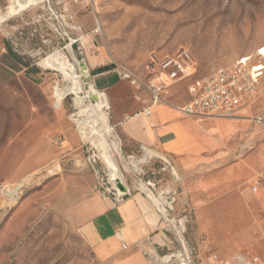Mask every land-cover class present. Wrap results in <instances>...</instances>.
Returning <instances> with one entry per match:
<instances>
[{
  "label": "rangeland",
  "instance_id": "1",
  "mask_svg": "<svg viewBox=\"0 0 264 264\" xmlns=\"http://www.w3.org/2000/svg\"><path fill=\"white\" fill-rule=\"evenodd\" d=\"M181 49L196 77L263 64L264 0H0V264H99L82 228L117 183L130 190L124 199L152 202L167 251L184 241L202 262H264V75L231 120L243 127L191 118L195 144L178 156L126 147L94 82L101 67L144 73ZM54 56L67 64L43 66ZM172 93L188 99L183 85ZM89 118L102 133L95 143L79 130ZM19 184L17 197L2 194Z\"/></svg>",
  "mask_w": 264,
  "mask_h": 264
},
{
  "label": "crops",
  "instance_id": "2",
  "mask_svg": "<svg viewBox=\"0 0 264 264\" xmlns=\"http://www.w3.org/2000/svg\"><path fill=\"white\" fill-rule=\"evenodd\" d=\"M94 73V82L107 95L113 122L130 150L139 146L178 156L194 146L196 122L190 117L182 115L172 106L158 105L152 108L153 114L148 120L143 113L149 106L146 93H138L129 83L121 80L112 66L101 67ZM262 80L263 77L258 86ZM180 85L184 86L188 99H173L172 93L171 102L176 105L189 100L186 82L177 84L172 92ZM231 120L226 119L228 126L243 127ZM258 191L256 187L255 193ZM262 195L264 203V192ZM161 229V218L152 202L137 194L120 203H103L96 217L84 225L82 233L99 264H154L146 257L145 251L167 252L168 238ZM119 234L124 237L127 250H124ZM259 260L260 264H264L262 259Z\"/></svg>",
  "mask_w": 264,
  "mask_h": 264
},
{
  "label": "built area",
  "instance_id": "3",
  "mask_svg": "<svg viewBox=\"0 0 264 264\" xmlns=\"http://www.w3.org/2000/svg\"><path fill=\"white\" fill-rule=\"evenodd\" d=\"M261 63L259 61L251 65L243 61L196 77L193 55L181 49L162 58H152L144 73L123 65H117L116 72L121 80L129 83L138 93L148 95L149 106L143 111L148 120H151L152 108L158 105L172 106L190 118L235 119L242 108L257 98L258 84L264 75V63ZM181 82L187 83L189 100L176 105L171 102L172 90ZM254 121L261 124L263 120L255 118ZM142 149L146 150L144 147ZM22 188L23 184L5 186L2 194L13 198ZM11 193H15L13 197ZM107 193L109 198L113 196L114 202L120 203L130 194V190L127 188L124 193L115 189V192L109 190ZM119 240L124 250H127L128 245L121 234ZM145 255L154 264H260L258 257L235 255L226 258L217 253L211 254L207 262H202L184 241L179 243L175 252L152 250L145 251Z\"/></svg>",
  "mask_w": 264,
  "mask_h": 264
},
{
  "label": "bare ground",
  "instance_id": "4",
  "mask_svg": "<svg viewBox=\"0 0 264 264\" xmlns=\"http://www.w3.org/2000/svg\"><path fill=\"white\" fill-rule=\"evenodd\" d=\"M34 1H39V0H33V3ZM61 63H65L67 64V62L65 60H62L59 58V56H54V57H51V58H48V59H45L43 61V66H48V68L54 70V69H57L58 67H56L55 65L58 64L60 65ZM67 78L71 81H74L73 79V76L71 74H67ZM79 83V81H78ZM78 85V84H77ZM80 89V88H79ZM79 91V90H78ZM78 96L80 99H82V95L80 92H77ZM100 94V93H99ZM104 96V95H102ZM85 106V105H84ZM84 113H89L90 117H94L93 113L92 112H89L87 109L85 111H83ZM81 117V116H80ZM91 117V118H92ZM84 118V117H83ZM84 120V119H83ZM98 127V122L94 121V119H90L88 121H85V122H80L79 123V130L82 134V137L84 140H91L93 143L97 142V140L102 137V133L101 131H99L97 129ZM150 154H154V152H151ZM150 154H146L145 157H148ZM145 159V158H144ZM142 160H138L135 162V165H138L139 163H141ZM137 167V166H136ZM24 182V181H23ZM22 182V183H23ZM12 197L14 196L13 194L15 193H11ZM17 197V196H16ZM15 197V198H16Z\"/></svg>",
  "mask_w": 264,
  "mask_h": 264
},
{
  "label": "water",
  "instance_id": "5",
  "mask_svg": "<svg viewBox=\"0 0 264 264\" xmlns=\"http://www.w3.org/2000/svg\"><path fill=\"white\" fill-rule=\"evenodd\" d=\"M76 47V45H74ZM77 48V47H76ZM116 188L120 190L121 192L126 193L127 192V187H125L122 183H117Z\"/></svg>",
  "mask_w": 264,
  "mask_h": 264
}]
</instances>
